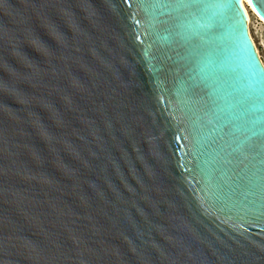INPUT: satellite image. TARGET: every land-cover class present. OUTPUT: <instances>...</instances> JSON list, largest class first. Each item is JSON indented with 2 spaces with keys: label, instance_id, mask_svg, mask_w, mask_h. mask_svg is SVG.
Instances as JSON below:
<instances>
[{
  "label": "water",
  "instance_id": "95a60500",
  "mask_svg": "<svg viewBox=\"0 0 264 264\" xmlns=\"http://www.w3.org/2000/svg\"><path fill=\"white\" fill-rule=\"evenodd\" d=\"M173 2L0 0V264H264V198L225 206L202 170L236 135L208 170L247 183L264 122L212 105L183 59L199 81L238 54L233 21L185 33L205 9Z\"/></svg>",
  "mask_w": 264,
  "mask_h": 264
},
{
  "label": "snow or ice",
  "instance_id": "6c2138e0",
  "mask_svg": "<svg viewBox=\"0 0 264 264\" xmlns=\"http://www.w3.org/2000/svg\"><path fill=\"white\" fill-rule=\"evenodd\" d=\"M237 3L238 0H174L172 4L179 7H183L185 4H202L205 9L202 12L205 22L197 24L193 28L184 27L185 33L206 31L208 24L216 22H222L225 28L227 19L233 21L229 26V31L236 34L238 54L226 57L219 64L210 59L205 60L199 69L201 73L199 81L192 78L191 59L187 56L183 59L190 69L191 87L201 88L205 91L212 105L219 107L220 104H224L229 109L239 108L246 116L253 115L257 119L250 120L248 123L256 125L264 122V69L259 66L255 52L240 29L242 21L236 19L239 15ZM209 65H212L211 70H209ZM257 113L260 115H256ZM217 114L219 115V113ZM204 126L208 127V124L205 123ZM202 131L203 129H201ZM244 143L245 141H242L239 136L232 135L219 146L218 150L210 154L202 170L209 177L213 197L218 202L223 200L227 206L228 201L231 200L232 207L248 205L250 208H256L257 199L264 198V147L249 146L247 148V151L255 153L250 161L252 166H245L244 169L247 183L236 184V187L228 185L227 192L224 191L220 181L213 180V172L208 170L209 167L220 170L223 164L230 165V158L242 156L241 146ZM233 154L236 156L234 157ZM257 161L259 163H256ZM238 191L239 196L243 197L242 200L238 197ZM261 203H264V199L261 200Z\"/></svg>",
  "mask_w": 264,
  "mask_h": 264
},
{
  "label": "rangeland",
  "instance_id": "374dc122",
  "mask_svg": "<svg viewBox=\"0 0 264 264\" xmlns=\"http://www.w3.org/2000/svg\"><path fill=\"white\" fill-rule=\"evenodd\" d=\"M248 29L259 58L264 65V22L251 15Z\"/></svg>",
  "mask_w": 264,
  "mask_h": 264
},
{
  "label": "bare ground",
  "instance_id": "6f19581e",
  "mask_svg": "<svg viewBox=\"0 0 264 264\" xmlns=\"http://www.w3.org/2000/svg\"><path fill=\"white\" fill-rule=\"evenodd\" d=\"M239 5H240V7L242 9V12H243V14L245 16V22H246V26H247V30H248L249 37H250V39H251V41L253 43V46L255 47V44H254V42H253V40L251 38V35L249 33V29H248V26H249V23H250V16L251 15L252 16H255L257 19L261 20L262 22H264V19L259 14H257V12L253 8L250 0H239ZM255 51H256L257 56L259 58V55H258V52H257L256 47H255ZM259 60H260V58H259ZM261 64L263 65L262 62H261ZM263 67H264V65H263Z\"/></svg>",
  "mask_w": 264,
  "mask_h": 264
}]
</instances>
